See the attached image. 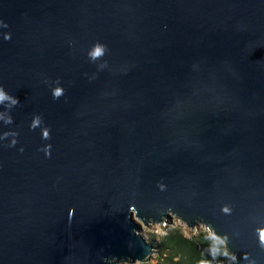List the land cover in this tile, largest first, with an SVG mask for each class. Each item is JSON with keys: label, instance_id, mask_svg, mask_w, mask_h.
Returning <instances> with one entry per match:
<instances>
[{"label": "water", "instance_id": "water-1", "mask_svg": "<svg viewBox=\"0 0 264 264\" xmlns=\"http://www.w3.org/2000/svg\"><path fill=\"white\" fill-rule=\"evenodd\" d=\"M0 20L21 103L0 122L20 133L0 141V264L144 263L143 226L173 216L264 264V0H0Z\"/></svg>", "mask_w": 264, "mask_h": 264}, {"label": "clouds", "instance_id": "clouds-1", "mask_svg": "<svg viewBox=\"0 0 264 264\" xmlns=\"http://www.w3.org/2000/svg\"><path fill=\"white\" fill-rule=\"evenodd\" d=\"M0 27L7 28L9 25L5 23L3 20H0ZM4 39L7 41H11L12 35L11 33H7L4 35ZM108 46L101 42H96L91 49L88 51L87 55L89 60L92 63H96L98 61H103V63L99 64V68L103 70L107 67V61H104L103 58L108 54ZM45 83L51 84L49 81H45ZM54 85L51 88L52 98L55 101H59L62 97L66 95L65 89L60 86L61 81L57 79L54 82ZM20 101L16 96L9 94L3 85H0V106L3 107V111H0V122L5 126H11L14 124V118L11 115V111L13 108L18 107L20 105ZM30 130L35 131L37 128L42 130V139L43 140H51L52 139V129L45 125L44 118L42 115L35 114L33 116L32 122L30 124ZM20 133L18 131H7L0 134V141L8 140L11 138L10 144L7 147L15 148L19 143L18 137ZM24 149L20 148V152H23ZM40 151L45 153V156L51 158L52 154V145L48 144L45 147L41 148ZM157 187L160 191H166L167 185L164 183H159ZM221 211L224 215H231L233 212V208L230 205L225 204L222 206ZM171 212L169 210L168 213ZM74 215V210L69 213L70 218ZM172 219V218H171ZM256 224L260 225L255 228V235L258 238V247L261 250H264V220H256ZM156 225L160 226H170L167 218H164L161 222H155ZM193 233L195 235H203V239L207 242L206 259H201L198 261V264H217L221 260L227 261V264H241V258L237 256L235 252L231 250L232 237L225 233L220 234L217 229L211 225L210 223L201 221L198 225L191 226ZM166 234V233H165ZM159 235V233H157ZM234 235H239V233H235ZM245 264H257V260L254 259L251 253L245 252L242 257Z\"/></svg>", "mask_w": 264, "mask_h": 264}, {"label": "trees", "instance_id": "trees-1", "mask_svg": "<svg viewBox=\"0 0 264 264\" xmlns=\"http://www.w3.org/2000/svg\"><path fill=\"white\" fill-rule=\"evenodd\" d=\"M185 232L184 226L170 227L162 235L148 239L157 257L136 264H198L199 260L208 258L203 235H195L193 231L186 235ZM217 264H227V261L221 260Z\"/></svg>", "mask_w": 264, "mask_h": 264}, {"label": "rangeland", "instance_id": "rangeland-1", "mask_svg": "<svg viewBox=\"0 0 264 264\" xmlns=\"http://www.w3.org/2000/svg\"><path fill=\"white\" fill-rule=\"evenodd\" d=\"M169 224L170 226L166 227L163 225H156V224H152L148 227L143 226V230H142V235L145 238V240L147 241L148 239H152L155 236H160L164 233V230L169 229L170 227H177V226H184L185 230H186V235H189L188 232L193 231V230H189L186 228V226L175 216L172 217L171 220H169ZM157 233H159V235H157ZM157 257V253H155V250L153 252V254L151 255V257L149 259H156Z\"/></svg>", "mask_w": 264, "mask_h": 264}]
</instances>
